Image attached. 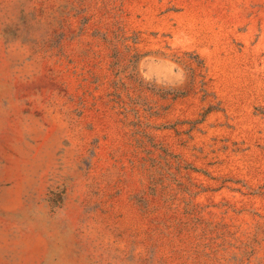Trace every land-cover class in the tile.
Here are the masks:
<instances>
[{"label":"rangeland","instance_id":"obj_1","mask_svg":"<svg viewBox=\"0 0 264 264\" xmlns=\"http://www.w3.org/2000/svg\"><path fill=\"white\" fill-rule=\"evenodd\" d=\"M0 264H264V0H0Z\"/></svg>","mask_w":264,"mask_h":264}]
</instances>
